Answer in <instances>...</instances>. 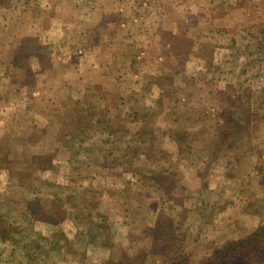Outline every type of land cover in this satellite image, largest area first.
Instances as JSON below:
<instances>
[{"label":"rangeland","instance_id":"374dc122","mask_svg":"<svg viewBox=\"0 0 264 264\" xmlns=\"http://www.w3.org/2000/svg\"><path fill=\"white\" fill-rule=\"evenodd\" d=\"M35 185L40 264H198L264 224V0H0L12 217Z\"/></svg>","mask_w":264,"mask_h":264},{"label":"trees","instance_id":"16d2710c","mask_svg":"<svg viewBox=\"0 0 264 264\" xmlns=\"http://www.w3.org/2000/svg\"><path fill=\"white\" fill-rule=\"evenodd\" d=\"M76 160L77 159L75 157L69 158V162H71L73 165H75L74 163L76 162ZM22 186L23 185H20V187ZM57 188L62 189L63 186L61 184H57ZM23 190H26V188H23ZM43 194L44 189H41L39 186L35 185L34 188H30L29 186L28 190L25 191L26 204L23 200H18L21 205V212L15 217H12L9 214L8 207L10 206L7 205L6 200L4 199L3 201H0V221H2L4 225H6V228L2 229L3 237L1 236V240L4 241L6 247L10 246L9 244L14 245L13 240H18L20 242L19 249L24 255V259L19 255V258L16 260V262H13L14 259L11 254L14 248L10 249L9 256L12 258H7L3 261L2 264H40L41 244L45 241H48L53 245L55 250L54 254L59 259H61L60 257L63 253V248L61 249L60 246V234H58V231L54 232L51 236L48 237L41 236L40 234H35L32 232V224L35 225L36 220L46 219V211L42 210L37 203L41 199ZM65 194H67V192H65ZM77 197V193H71L70 195H67V199L77 200ZM60 199L61 198H56L55 200L56 202H62V200ZM83 204L81 203L80 205ZM72 211L74 210L68 209L65 214H68ZM91 212V207L83 209L84 214L82 215V219L85 220L90 217ZM26 223L28 224L27 226H25ZM169 230V228H163L161 232L158 233L159 239L165 238L168 242H170L168 234L173 235V231ZM61 237L64 236L61 235ZM256 253L257 255L264 254V224L259 225L254 231L246 234L242 238H235L233 240L223 242L221 245H218L212 253H210L198 264H247V262H251L256 258Z\"/></svg>","mask_w":264,"mask_h":264}]
</instances>
